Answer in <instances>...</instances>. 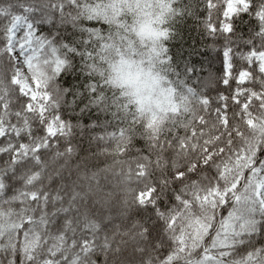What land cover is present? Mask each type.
<instances>
[{"label": "snow or ice", "instance_id": "1", "mask_svg": "<svg viewBox=\"0 0 264 264\" xmlns=\"http://www.w3.org/2000/svg\"><path fill=\"white\" fill-rule=\"evenodd\" d=\"M0 264H264V0H0Z\"/></svg>", "mask_w": 264, "mask_h": 264}, {"label": "trees", "instance_id": "2", "mask_svg": "<svg viewBox=\"0 0 264 264\" xmlns=\"http://www.w3.org/2000/svg\"><path fill=\"white\" fill-rule=\"evenodd\" d=\"M200 10L197 9V16ZM249 17L237 19L234 27L236 34L246 39L250 31L248 23ZM175 35L169 39L167 47L169 55L172 57L173 67L190 79V83L195 84L198 79H207L209 75H218L221 68V61L218 56L219 42L222 37H216L217 47H212L213 38L203 32V26L199 23L196 16H184L174 22ZM47 31V26L41 28ZM240 43V42H238ZM243 47V44L240 43ZM187 68H192V72H186ZM65 86L77 87L83 80V74L76 71L65 73L62 76ZM93 115L96 113L93 111Z\"/></svg>", "mask_w": 264, "mask_h": 264}]
</instances>
